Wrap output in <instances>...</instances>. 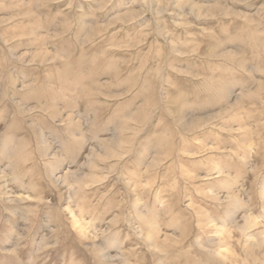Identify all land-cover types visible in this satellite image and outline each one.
<instances>
[{
    "label": "rangeland",
    "instance_id": "374dc122",
    "mask_svg": "<svg viewBox=\"0 0 264 264\" xmlns=\"http://www.w3.org/2000/svg\"><path fill=\"white\" fill-rule=\"evenodd\" d=\"M0 264H264V0H0Z\"/></svg>",
    "mask_w": 264,
    "mask_h": 264
}]
</instances>
